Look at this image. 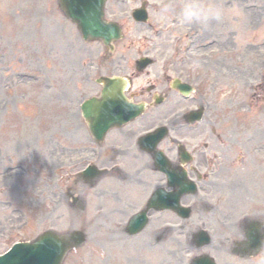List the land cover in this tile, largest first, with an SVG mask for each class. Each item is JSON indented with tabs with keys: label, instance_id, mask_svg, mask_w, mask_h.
Listing matches in <instances>:
<instances>
[{
	"label": "rangeland",
	"instance_id": "1",
	"mask_svg": "<svg viewBox=\"0 0 264 264\" xmlns=\"http://www.w3.org/2000/svg\"><path fill=\"white\" fill-rule=\"evenodd\" d=\"M150 2L149 26L132 25L127 15L123 19L126 39L115 55L124 72L134 68L136 54L148 53L157 58L158 64L150 69V77L137 79L140 85L161 76L168 59L191 51L193 56L190 54L183 66L178 65L176 72L183 69L186 76L188 72L203 75V78L210 76L207 90L204 89L207 94L204 102L211 103L208 116L197 129L185 128L176 135L192 144L207 142L211 150L222 153L224 161H233V169L224 162L218 165L213 184H202L204 195L199 196L209 202V208L225 215L223 208L227 202L221 203L224 202L222 196L229 195L228 203L232 193V196L243 197L247 191L251 196L248 171L253 177L258 168L264 169V0ZM39 4L44 13L41 12L34 31H39L44 20L58 21L71 42L52 33L50 25L46 29L47 36L42 32L43 37L39 39L43 45L34 46L28 39L27 28L32 27L29 18L28 22L21 23L22 14H16L14 8L13 12L12 9L0 12V253L12 243L32 239L47 229L59 232L81 229L92 236L93 245L87 244L86 248L73 252L65 264H102L97 257L99 254L94 253L100 250L96 242L101 244L105 234L122 231L123 220L110 218L119 207L117 200H113L117 196L112 195L110 206L109 203L98 204L94 195L101 197L100 186H104L99 182L96 187L87 188L84 194L80 193L81 199L87 198L86 205L72 207L67 190L73 182L69 174L79 169L71 168V157L87 155L85 151L94 146L85 143L88 127L80 104L99 91L95 78L103 72L102 64L104 68L107 64L102 59L105 49L99 42L81 39L75 25L62 14L57 0H39ZM129 7L132 5H128L126 11ZM116 9L121 10L119 6L112 7L110 14ZM209 10L220 19L205 22L202 17ZM188 48L190 51L186 52ZM32 49L37 53H29ZM66 60L68 64L64 68ZM195 80L197 78L190 77V81ZM170 98L167 105L151 117L153 124L166 120L167 116L174 119L173 123L183 122L185 108H193L199 96L195 94L185 102L178 95ZM168 107L171 108L167 111ZM129 140L125 139L127 147ZM134 167L125 175L142 178L151 190L155 176L151 177L139 161ZM110 174L114 177L112 180L118 181L109 188L110 193L118 192L122 205L134 209L129 214L137 211L145 187L137 189L136 193L135 189L120 184L123 178L120 173L109 168L106 175ZM236 199L231 207L244 211L240 202L235 204ZM204 207V201L196 202L192 217L187 221L167 213L165 218L159 217L156 224L152 223L153 231L163 224H171L166 234L171 242L168 240L169 246H165L171 253L186 259L187 253L183 251L186 252L187 242L179 226L184 222L183 226L194 229L200 214L212 216L213 212H203ZM94 208L102 213L91 214ZM147 229L139 234L135 248L122 249L132 253L127 252V259L135 257L128 264H164V247L149 252L151 258L138 255L136 251L140 246L146 252L152 250L144 244L152 238Z\"/></svg>",
	"mask_w": 264,
	"mask_h": 264
},
{
	"label": "bare ground",
	"instance_id": "2",
	"mask_svg": "<svg viewBox=\"0 0 264 264\" xmlns=\"http://www.w3.org/2000/svg\"><path fill=\"white\" fill-rule=\"evenodd\" d=\"M12 8L16 10V14L17 13L22 14L21 23H25V21L28 22V18H29L32 27L27 28L28 32L30 33L28 39L34 46L41 47L43 45V43L39 39L43 37V33L47 36L46 29L50 25H52L53 27L52 33H56L58 37L61 36L65 38V40L71 42V39L69 38L68 34L63 29L60 28L58 21L50 22L48 20H44L41 24L39 31H36V32L34 31L35 26L40 22L38 18L41 12L44 13V11H41L39 0H0V12L5 13V12H8ZM67 47L69 48V46ZM29 53L35 54L37 52L34 49H32L29 51ZM67 64H68V60H66L63 63V67L65 68ZM262 177H264V171H262L261 169H257V174L251 177L252 182L249 185L250 191L254 193V198L252 200L251 197L250 198L241 197L240 200H242L243 205L246 206L251 203H258L261 206L264 205V203L261 200L262 195L259 193V191L256 190V186H255V181L257 179H261ZM239 195H242V192H240ZM94 197L97 200L99 199V196L97 195V193H95ZM128 208L129 207H125V206H123L122 209L117 208L114 215L121 216V218H123L127 215ZM98 213L101 214L102 212L98 209L92 210L91 212V214H95V215H99ZM97 230H100V228Z\"/></svg>",
	"mask_w": 264,
	"mask_h": 264
},
{
	"label": "water",
	"instance_id": "3",
	"mask_svg": "<svg viewBox=\"0 0 264 264\" xmlns=\"http://www.w3.org/2000/svg\"><path fill=\"white\" fill-rule=\"evenodd\" d=\"M67 9L68 13L71 15L68 6ZM84 18V23H86L88 27L95 26L97 28L98 25H92L94 20H96L97 24L98 22L102 23L99 11L86 13ZM100 112L101 110L98 108L95 112V120L99 118ZM85 116L88 117L87 111L85 112ZM93 129L95 130V127H93ZM71 247L72 243L70 241L63 239V237L53 232H46L34 242L19 244L15 254L16 258L12 259V261H20L22 264H62L67 251ZM10 263L11 261L9 259L0 258V264Z\"/></svg>",
	"mask_w": 264,
	"mask_h": 264
},
{
	"label": "clouds",
	"instance_id": "4",
	"mask_svg": "<svg viewBox=\"0 0 264 264\" xmlns=\"http://www.w3.org/2000/svg\"><path fill=\"white\" fill-rule=\"evenodd\" d=\"M200 17H198L199 19ZM203 20L206 22L207 20L209 19H217L219 20L220 19V16L218 14H215V13H212L210 10L208 11L207 14L203 15Z\"/></svg>",
	"mask_w": 264,
	"mask_h": 264
}]
</instances>
